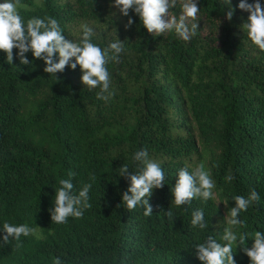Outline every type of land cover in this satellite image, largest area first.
Instances as JSON below:
<instances>
[{"label": "trees", "instance_id": "16d2710c", "mask_svg": "<svg viewBox=\"0 0 264 264\" xmlns=\"http://www.w3.org/2000/svg\"><path fill=\"white\" fill-rule=\"evenodd\" d=\"M21 3L25 22L50 16L76 42L86 23L102 49L117 37L124 47L119 61L106 65L113 93L107 100L81 83L79 66L55 76L31 52L32 64L22 65L17 49L12 64L0 51V230L4 222L35 229L19 241L0 240V264H53L57 257L62 264H201L194 242L219 240L232 198L255 190L260 200L233 229L248 234L250 248L255 232H264V51L241 28L249 14L239 0H231V21L224 0H197L199 29L189 41L174 30L148 33L131 10L126 30L129 17L111 7L114 0ZM170 11L180 14L179 6ZM140 150L165 173L164 186L149 198L150 216L122 201L129 181L119 168L136 171L133 154ZM200 163L215 183L214 199L177 207L171 188L178 170ZM60 179H72L77 193L92 184L91 207L62 224L49 212ZM169 209L174 220L165 215ZM195 209H203L208 228L191 225ZM242 247H233L236 264H250Z\"/></svg>", "mask_w": 264, "mask_h": 264}, {"label": "clouds", "instance_id": "9594fccd", "mask_svg": "<svg viewBox=\"0 0 264 264\" xmlns=\"http://www.w3.org/2000/svg\"><path fill=\"white\" fill-rule=\"evenodd\" d=\"M226 5V18L233 19L236 11L232 7L231 0H224ZM179 6L180 14H171V9ZM26 7L21 0H3L0 2V51L6 53L8 64L13 62V49H17V56L22 65H31L26 57V53L31 52L34 59L42 60L45 67L43 71L47 74L63 72L67 67L75 70L77 66L81 71L80 80L89 89L98 88L97 98L107 100L113 95L109 91L111 79L106 65L110 61H119V54L123 51V41L118 37L110 42L106 48L102 49L93 43L91 37L94 30L88 24H82V35L78 42L66 39L59 22L52 17H36L25 20L20 15L18 9ZM111 7L118 10L123 17H129V11L134 12L142 21L143 27L151 34H163L168 31H175L176 35L184 41H189L196 35L198 28L197 14L200 11L197 0H114ZM241 11L249 15L242 23L241 28L247 33L250 41L264 51V5L260 0H239L237 6ZM116 15V13H112ZM134 21L129 17L124 25L127 30ZM107 93V95H105ZM133 160L137 162V170L132 171L127 165L119 168V175L129 181V187L122 193V201L128 210H133L137 206L144 209V216L153 213V207L149 203V198L153 194V189L164 186L165 173L161 165L149 158L146 150H140L133 154ZM69 177H74V172H69ZM175 185L171 188L174 204H191L193 199L200 198L204 201L214 199L213 189L215 183L210 173L205 169V165L200 163L189 170L187 167L180 168L177 173ZM95 179V177H92ZM231 182L235 177L231 174L225 177ZM60 187L55 189L54 208H50L51 221L62 224L67 222L68 217L81 218L84 210L91 207L89 204V192L91 183L84 184L80 190L74 192L72 179H60ZM235 206L231 207L226 215L225 224L220 239L217 240L208 236L203 242L192 245L196 258L201 264H236L233 247L235 250L239 245H243L241 251L249 258L250 264H264V232L256 231L252 246H246L249 238L247 233L235 231L236 227L244 226V221L240 219V213L246 212L250 205L260 200V196L255 190H251L247 198L242 195L234 196ZM170 219L174 220L173 213L169 209L166 213ZM191 225L200 229L209 227L205 220L203 209H195L191 213ZM4 233L0 240L5 244L10 238L16 241L20 237L34 234L35 229L27 224L14 225L4 222L2 230ZM21 245L17 243L16 247ZM53 264H62L59 257L54 259Z\"/></svg>", "mask_w": 264, "mask_h": 264}, {"label": "rangeland", "instance_id": "374dc122", "mask_svg": "<svg viewBox=\"0 0 264 264\" xmlns=\"http://www.w3.org/2000/svg\"><path fill=\"white\" fill-rule=\"evenodd\" d=\"M38 0H33L34 4L37 3ZM0 2H3L2 0H0ZM25 7L19 8L18 10L24 9Z\"/></svg>", "mask_w": 264, "mask_h": 264}]
</instances>
